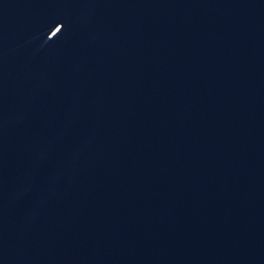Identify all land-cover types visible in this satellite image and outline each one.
Instances as JSON below:
<instances>
[{
  "label": "water",
  "instance_id": "obj_1",
  "mask_svg": "<svg viewBox=\"0 0 264 264\" xmlns=\"http://www.w3.org/2000/svg\"><path fill=\"white\" fill-rule=\"evenodd\" d=\"M239 0H0V99L148 51Z\"/></svg>",
  "mask_w": 264,
  "mask_h": 264
}]
</instances>
